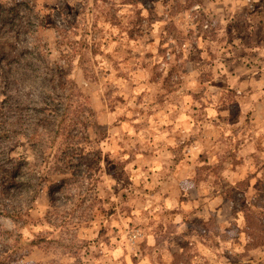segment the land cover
Returning a JSON list of instances; mask_svg holds the SVG:
<instances>
[{"label":"rangeland","instance_id":"obj_1","mask_svg":"<svg viewBox=\"0 0 264 264\" xmlns=\"http://www.w3.org/2000/svg\"><path fill=\"white\" fill-rule=\"evenodd\" d=\"M0 6V264H264V147L219 121L264 83V0Z\"/></svg>","mask_w":264,"mask_h":264},{"label":"crops","instance_id":"obj_2","mask_svg":"<svg viewBox=\"0 0 264 264\" xmlns=\"http://www.w3.org/2000/svg\"><path fill=\"white\" fill-rule=\"evenodd\" d=\"M232 75H233V73L230 76L231 80L232 79H238L239 81H241L240 85L235 84V87L241 86V87H239L241 91H244L247 88V85H249L248 83H251L253 81L251 79L255 78V77H253L255 74L253 76L245 74L246 75L245 79L238 78L239 76L237 74H236V77H232ZM244 81H246V82H244ZM257 82L258 81H256V83ZM239 93H242V92H239ZM245 95H244L245 97H243V96L237 97L236 103H233V105H232V106H234V108L237 107L235 109H237L236 112H237V115L239 116V117L237 116L238 120H236V121H224V119L223 120L220 119L219 121H220V124L223 126V128L230 129L231 132L233 133L230 139H231V142L233 145V147H232L233 151L232 152L234 153L236 158L239 160L243 159L244 162H247L248 159H251V154H252V153L250 154L247 152L248 149H250L252 146H254L256 144L258 146L259 143H261V146L264 147V137L262 136L263 134L258 133L259 131L264 130V83H262L260 88L254 87V85H253L252 89H249V90L247 89V91L245 90ZM245 98L249 99L251 102L253 101L255 105H253V109L250 110L251 111V115L249 113V116H251L250 120L244 122V120H243L244 118H242V117L244 114L247 113V111L242 108L241 103H242L243 99H245ZM259 107H261V114H262L261 120L253 121L252 117H254L256 115V113L259 112V110H258ZM229 112H233V111H231L229 109V111L222 112L221 114L228 115L227 113H229ZM247 128H250L252 130L251 132L253 133V136L250 137L249 133L248 134L244 133L243 130H246ZM255 130H257V131H255ZM253 138L255 140H253ZM247 165H248L247 163H244L243 165H241V167L236 166L235 168H231V169H229V171L226 172L225 175L226 176L230 175L231 181L233 183L234 182L235 183L240 182V181H242L243 178L246 179V178H251V176H255L254 172H251V170H250L251 165H248L249 170H246ZM243 169H245V170H243ZM257 175L259 176L262 174L259 173ZM253 183H254L253 180L250 179V181H249L250 186L253 185ZM203 208H207V207L205 206ZM200 214L201 213H199L197 215H200ZM243 219L244 218H242V220H241L240 218L234 217L233 220H235V224L233 221H231L230 225L238 229V227H241L243 225L242 224ZM223 223L224 222L221 219H219L218 224L222 225ZM237 236H238V232H237ZM219 241H220L221 245L224 242L222 239H220ZM169 242H171V241H169ZM235 243H236V241H232V244H235ZM262 250H263V247L261 245V246L257 247L256 249H253L252 252H249V255L247 257L235 261L234 264H252V263H255L252 261L251 256L254 255L255 253H257V254L262 253ZM175 253H177V252L174 251L173 254H175ZM201 257H199V260L202 261ZM198 264H199V262H198Z\"/></svg>","mask_w":264,"mask_h":264},{"label":"trees","instance_id":"obj_3","mask_svg":"<svg viewBox=\"0 0 264 264\" xmlns=\"http://www.w3.org/2000/svg\"><path fill=\"white\" fill-rule=\"evenodd\" d=\"M0 17L3 20L4 19H10L12 22H14L15 19L21 18V15L19 13H17V10H15L14 8L13 9L11 8L10 10H6L4 7L0 6ZM18 25L22 29H25L27 33L29 32L28 27L24 26V24L21 21L18 22ZM32 25H34V24H32ZM32 28H34L32 31L34 33H36V35H37L39 33L38 28L36 26H32Z\"/></svg>","mask_w":264,"mask_h":264}]
</instances>
